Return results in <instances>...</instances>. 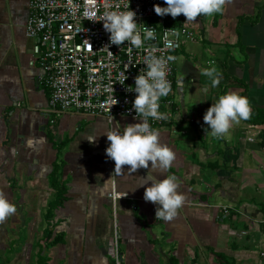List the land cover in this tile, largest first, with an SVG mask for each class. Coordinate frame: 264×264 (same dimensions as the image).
I'll return each mask as SVG.
<instances>
[{"label": "crops", "instance_id": "obj_1", "mask_svg": "<svg viewBox=\"0 0 264 264\" xmlns=\"http://www.w3.org/2000/svg\"><path fill=\"white\" fill-rule=\"evenodd\" d=\"M28 11L29 0H0V190L17 207L0 224V264H41L40 255L42 264H112L115 232L122 264H264V126L241 120L213 138L203 120L228 92L264 110V0H233L186 25L195 40L177 52L171 124L153 128L173 166L164 174L149 172L151 163L135 173L124 166L112 182L104 134L141 122L47 113ZM212 67L216 87L201 74ZM168 175L187 200L173 221H157L144 192ZM60 186L64 199L50 208Z\"/></svg>", "mask_w": 264, "mask_h": 264}, {"label": "built area", "instance_id": "obj_2", "mask_svg": "<svg viewBox=\"0 0 264 264\" xmlns=\"http://www.w3.org/2000/svg\"><path fill=\"white\" fill-rule=\"evenodd\" d=\"M157 4L167 6L164 0H29L25 35L34 42L40 80L49 92L46 112L59 115L76 111L102 116L109 122L120 117L142 122L133 110L137 94L129 89H134L135 78L141 71H146L144 57L147 50L157 47L163 49V52L156 53L157 56L175 57L167 66V79L172 88L177 52L184 43L195 40V33L186 25L168 24L183 15L176 18L158 16L154 11ZM128 10L136 13L142 38L144 29H151L154 33V38H144V46L140 49L133 47L129 50L127 41L121 46L112 45L110 33L106 32L101 21L105 11ZM172 29L178 35L169 31L165 38V30ZM113 98L118 101L115 105ZM170 107L171 101L162 97L159 111L166 114L167 119L149 118L152 129L171 124ZM117 196L110 194L114 200ZM112 261L113 264H122L117 232Z\"/></svg>", "mask_w": 264, "mask_h": 264}, {"label": "clouds", "instance_id": "obj_3", "mask_svg": "<svg viewBox=\"0 0 264 264\" xmlns=\"http://www.w3.org/2000/svg\"><path fill=\"white\" fill-rule=\"evenodd\" d=\"M232 2L233 0H164L167 6L154 5V11L161 17L170 15L176 18L183 15L186 17L185 25H187L202 15L222 14L225 6ZM101 21L104 22L103 27L106 32L110 33L109 39L112 45L121 46L127 41L129 50L133 47L140 49L144 46V38H154L151 29H144L145 36L142 38L140 24L136 22V13L132 10L105 11ZM169 31L178 35L174 29L165 30V38ZM157 52H163V49L151 47L147 50L144 57L146 71H141L135 78L134 89H129L137 94L133 110L142 122L125 126L123 132L117 129L109 130L104 134L110 142L106 148V156L115 162L114 173L108 180L110 182L115 175H121L124 172V166H130L129 173H135L141 168L149 169L151 163L149 172L164 174L173 166L176 159L174 151L167 144L160 142L158 130L152 129L148 123L149 118L167 119L166 114L159 111V101L171 91V85L167 79V66L169 61L175 60L173 56H157ZM201 74L212 79L213 87L219 85L220 74L215 67L205 69ZM117 103L118 101L113 98V105ZM250 115L251 106L247 97L236 92L220 95L203 117L204 123L209 126L205 129L206 136L223 138L234 124H238L241 120H248ZM96 138L86 139L90 143H95ZM176 181L177 178L174 175H168L162 180H153L151 186L145 189L143 197L145 202L158 206L155 211L157 221H173L186 203L187 197L178 191L179 184ZM16 212L17 207L9 201L7 194L0 190V224L5 223Z\"/></svg>", "mask_w": 264, "mask_h": 264}, {"label": "trees", "instance_id": "obj_4", "mask_svg": "<svg viewBox=\"0 0 264 264\" xmlns=\"http://www.w3.org/2000/svg\"><path fill=\"white\" fill-rule=\"evenodd\" d=\"M179 20H174V21H170L168 24H178ZM247 123L249 124H253V125H263L264 126V110L259 109V108H255V107H251V115L250 118L248 120H245ZM63 193H64V187L60 186L58 188V192L56 195V200L54 202H52L50 204V208L54 207L57 203H59L60 201H62L64 199L63 197ZM51 212L48 210L46 213V218L51 217ZM118 244H119V239H118ZM120 250V247H119ZM121 252V251H120ZM41 256V255H40ZM38 256V261H40V263L42 264V256L40 257ZM113 264V261H112Z\"/></svg>", "mask_w": 264, "mask_h": 264}, {"label": "rangeland", "instance_id": "obj_5", "mask_svg": "<svg viewBox=\"0 0 264 264\" xmlns=\"http://www.w3.org/2000/svg\"><path fill=\"white\" fill-rule=\"evenodd\" d=\"M113 243H114V240H113ZM112 256H113V252H112Z\"/></svg>", "mask_w": 264, "mask_h": 264}]
</instances>
